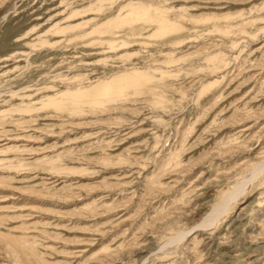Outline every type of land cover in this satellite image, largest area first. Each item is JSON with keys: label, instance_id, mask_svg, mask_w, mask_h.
Returning a JSON list of instances; mask_svg holds the SVG:
<instances>
[{"label": "rangeland", "instance_id": "374dc122", "mask_svg": "<svg viewBox=\"0 0 264 264\" xmlns=\"http://www.w3.org/2000/svg\"><path fill=\"white\" fill-rule=\"evenodd\" d=\"M0 264H264V0H0Z\"/></svg>", "mask_w": 264, "mask_h": 264}, {"label": "bare ground", "instance_id": "6f19581e", "mask_svg": "<svg viewBox=\"0 0 264 264\" xmlns=\"http://www.w3.org/2000/svg\"><path fill=\"white\" fill-rule=\"evenodd\" d=\"M126 10V9H125ZM134 18L137 20V19H143V20H146L148 18V11L147 10H141L139 11L138 13L134 12ZM128 15V14H127ZM161 24V23H160ZM172 26V25H171ZM169 27V26H167ZM168 30V28L165 27V25H163L161 27V32L163 33H166V31ZM113 45V44H112ZM134 75V74H133ZM129 78V77H127ZM145 77H141V75L139 74H135V76L131 77L129 80H128V84H129V88H133V89H137L139 90L143 84L142 80L144 79ZM126 81V80H125ZM145 83H147V79L143 80ZM147 81V82H146ZM117 88V87H116ZM128 88V87H127ZM112 89V88H111ZM105 90V89H103ZM113 91V90H112ZM112 91H106L104 94L106 95H110ZM115 91V90H114ZM113 95V94H112ZM118 98V97H117Z\"/></svg>", "mask_w": 264, "mask_h": 264}]
</instances>
